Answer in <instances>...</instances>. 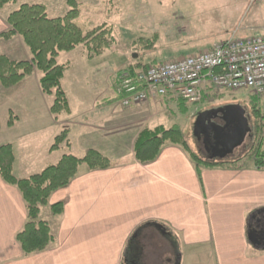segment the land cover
Returning a JSON list of instances; mask_svg holds the SVG:
<instances>
[{"label":"crops","instance_id":"1","mask_svg":"<svg viewBox=\"0 0 264 264\" xmlns=\"http://www.w3.org/2000/svg\"><path fill=\"white\" fill-rule=\"evenodd\" d=\"M10 13L0 12V33L9 29ZM0 45V54L11 60L29 59L20 37ZM129 65L120 66L113 76L109 73L106 82L99 81L107 107L88 109L81 89L73 96V105L65 92L69 114L56 118L47 105L39 118L31 116L23 125L20 119L7 124L10 134L5 144L13 145L18 178L39 173L64 155L80 156L90 149L114 165L99 171L82 166L68 187L51 195L40 218L50 224L54 242L30 256L16 240L27 221L26 204L20 191L0 178V264H150L149 260L171 264L175 251L169 244L181 248L177 264H202L208 256L214 264H264V240L255 243L249 237L264 232V170L249 160L241 169L201 167L200 177L189 154L169 143L155 161L137 162L135 143L148 128L143 124L159 120L167 111L158 107L168 100L140 104L156 107L155 113L111 109L113 101L119 103V71ZM39 77L35 73L16 87H27L33 79L40 89ZM25 95L31 100L32 94ZM39 95L43 99L45 94ZM160 126L164 127L159 124L151 130ZM64 128L70 131L71 145L51 151ZM59 203L64 205L63 214L54 216L50 206Z\"/></svg>","mask_w":264,"mask_h":264},{"label":"rangeland","instance_id":"2","mask_svg":"<svg viewBox=\"0 0 264 264\" xmlns=\"http://www.w3.org/2000/svg\"><path fill=\"white\" fill-rule=\"evenodd\" d=\"M77 1L81 10L78 24L85 31L104 24L112 26L116 40L111 50L106 51L93 61L88 60L85 54L83 55L84 47L81 45L76 47L77 49L75 48L76 50L73 52L60 53L57 58L60 64H70L62 80V88L67 92L72 105L73 96L84 89L87 97L82 101L88 109L94 106H98V108L108 106L106 102L108 98L103 96V88L99 81L106 82L107 75L111 73L109 76H113L122 65L131 64L143 67L151 62L176 60L212 49L216 43L228 39L232 35L240 38L264 35V0ZM23 3L45 5L50 18L64 17L69 11L67 0H16V3L13 1L0 12L2 14L12 13ZM155 33H158L159 38L153 49H144L142 45L134 44L139 38L152 40ZM0 46L1 51L2 45ZM30 80L27 87L21 85L6 89L0 84V145L7 143L9 139L10 130L7 124L12 120V117H15V122L20 119L23 125L26 119L31 116L39 118L40 112L45 111L46 106H51L54 101V95H43L44 97L41 99L39 95L41 91L37 88L36 82L33 79ZM26 93L32 94L30 95L31 100L26 97ZM217 95L212 102L203 101L195 105L187 104L182 99L161 97L159 99L168 100V102L164 103V107L158 108L161 109V112L167 111L168 114L166 112L159 120L156 118L154 122L143 125L149 129L159 124L166 129L179 128L190 149L204 160L220 158L233 161L239 159L251 148L257 137L255 130L257 126H261L260 139L264 136V127H262L264 97L260 98L244 91L225 90L219 91ZM231 104L241 105L244 108L250 128L252 132L255 130V133L251 132L242 145L236 146L234 151L222 157L223 153L218 156L214 147H208L199 141L194 127L198 115L202 112L217 105L220 107ZM255 104L257 105L255 106ZM73 108L76 109L74 106ZM110 108L122 111L132 109L142 111L141 109H144L154 113L157 110L150 104L142 107L141 105L123 107L120 102L115 101L112 102ZM256 108L260 111L259 117L253 112ZM17 130L20 132V129ZM220 149L222 151L226 148L220 147ZM18 170L19 168H17L16 174L20 175ZM168 247L175 251L171 264H177L181 248L178 244L174 246L169 244ZM205 259L202 264H214L209 256ZM149 262L150 264L155 263L154 260H149Z\"/></svg>","mask_w":264,"mask_h":264},{"label":"trees","instance_id":"3","mask_svg":"<svg viewBox=\"0 0 264 264\" xmlns=\"http://www.w3.org/2000/svg\"><path fill=\"white\" fill-rule=\"evenodd\" d=\"M15 0H0V10ZM69 11L64 17L50 18L43 4H22L7 18L9 29L0 33V41L8 42L20 37L30 59L13 61L0 54V84L11 89L33 74H39V85L45 95H54L50 106L51 113L58 118L61 114H69L70 106L62 80L70 64H60L58 56L62 52H71L83 46L86 58L90 61L99 58L111 50L115 43L114 29L109 25H101L85 31L79 24L81 10L77 0H67ZM159 36L154 34L152 40L139 38L134 44L144 49H153ZM140 66L129 65L134 72ZM257 104H255L256 106ZM243 116L246 112L241 107ZM259 117L260 111H253ZM14 118L9 126L14 124ZM246 118V117H245ZM264 119V117H263ZM262 127H264V122ZM261 126L255 128L257 137L249 151L236 160H204L198 157L189 147L182 131L177 128L157 127L153 130L145 128L138 136L134 156L137 162L147 164L155 161L163 147L169 143L182 147L196 164L201 177V167L241 169L246 161L253 160L257 169L264 170V136L260 139ZM70 131L64 128L56 136L51 151L71 145ZM255 134V135H256ZM15 154L12 144L0 146V178L9 186L17 188L26 204L27 221L17 234L16 240L25 256L45 251L53 242L54 235L48 222L41 220V212L49 207V199L53 193L68 187L77 177L79 169L85 166L89 171L107 170L113 163L100 152L90 149L80 156L64 155L57 164L46 167L28 178H18L14 174ZM54 216H61L63 203L50 206ZM262 215V214H261Z\"/></svg>","mask_w":264,"mask_h":264},{"label":"built area","instance_id":"4","mask_svg":"<svg viewBox=\"0 0 264 264\" xmlns=\"http://www.w3.org/2000/svg\"><path fill=\"white\" fill-rule=\"evenodd\" d=\"M222 90L264 97V35H232L209 50L121 71L116 94L123 107L161 97L195 105Z\"/></svg>","mask_w":264,"mask_h":264},{"label":"flooded vegetation","instance_id":"5","mask_svg":"<svg viewBox=\"0 0 264 264\" xmlns=\"http://www.w3.org/2000/svg\"><path fill=\"white\" fill-rule=\"evenodd\" d=\"M241 105H224L206 111L196 121L194 132L199 136V141L208 147H214L218 156L222 153L220 147L238 144L243 135L251 131L247 115L244 117ZM255 236L259 242L264 240V232H256ZM257 242V241H256Z\"/></svg>","mask_w":264,"mask_h":264},{"label":"water","instance_id":"6","mask_svg":"<svg viewBox=\"0 0 264 264\" xmlns=\"http://www.w3.org/2000/svg\"><path fill=\"white\" fill-rule=\"evenodd\" d=\"M202 115H203V113H201V114L198 115V120H199L200 116H202ZM198 120H197V121H198ZM197 137L199 138V136H197ZM244 137H245V135L242 136V138L240 139V141H239L238 144H231L230 146L225 147L226 149H223V150H222V153H223L222 157H224L226 154L232 152L233 148H235L236 146L241 145V144L243 143V139H244ZM249 237H250L251 242H255V243H258V242H259V241L257 240L256 236H255V232L250 233V234H249ZM256 241H257V242H256Z\"/></svg>","mask_w":264,"mask_h":264},{"label":"bare ground","instance_id":"7","mask_svg":"<svg viewBox=\"0 0 264 264\" xmlns=\"http://www.w3.org/2000/svg\"><path fill=\"white\" fill-rule=\"evenodd\" d=\"M123 71H129V69L128 68H124Z\"/></svg>","mask_w":264,"mask_h":264}]
</instances>
